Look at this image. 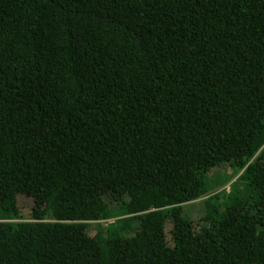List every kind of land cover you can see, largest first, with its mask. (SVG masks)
I'll return each mask as SVG.
<instances>
[{
  "label": "trees",
  "instance_id": "obj_1",
  "mask_svg": "<svg viewBox=\"0 0 264 264\" xmlns=\"http://www.w3.org/2000/svg\"><path fill=\"white\" fill-rule=\"evenodd\" d=\"M0 264H264V0H0Z\"/></svg>",
  "mask_w": 264,
  "mask_h": 264
},
{
  "label": "rangeland",
  "instance_id": "obj_2",
  "mask_svg": "<svg viewBox=\"0 0 264 264\" xmlns=\"http://www.w3.org/2000/svg\"><path fill=\"white\" fill-rule=\"evenodd\" d=\"M222 175H219L220 178H224L226 176V171L222 170L221 172ZM234 182V179L228 181V182H223L220 184V187H218V189H216V191H214L213 193H218L221 192L222 190L228 191V188L230 186V184ZM204 198H201L193 203H191L188 207L191 213H193V215H201V209H202V200Z\"/></svg>",
  "mask_w": 264,
  "mask_h": 264
}]
</instances>
